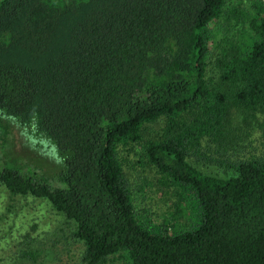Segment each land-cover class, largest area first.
I'll return each instance as SVG.
<instances>
[{
  "label": "trees",
  "instance_id": "1",
  "mask_svg": "<svg viewBox=\"0 0 264 264\" xmlns=\"http://www.w3.org/2000/svg\"><path fill=\"white\" fill-rule=\"evenodd\" d=\"M0 130V186L78 264H264V0H0ZM127 155L174 195L159 224Z\"/></svg>",
  "mask_w": 264,
  "mask_h": 264
},
{
  "label": "rangeland",
  "instance_id": "2",
  "mask_svg": "<svg viewBox=\"0 0 264 264\" xmlns=\"http://www.w3.org/2000/svg\"><path fill=\"white\" fill-rule=\"evenodd\" d=\"M234 121V122H233ZM240 123L234 116L232 123ZM163 122L154 121L146 124L147 131L155 135L160 130ZM252 129V128H251ZM250 131L249 139H253L255 131ZM245 131L244 133L248 132ZM1 132V130H0ZM19 131L13 130L7 134L17 138ZM148 134V133H147ZM20 145H17L19 149ZM4 150H0V157ZM128 156V155H127ZM133 158V157H131ZM129 156L124 160L125 173L133 179L134 188L142 187V190L133 193L137 214L143 219L159 224L164 216L172 210L174 195L169 190L164 192L157 187L158 174L149 168H141L133 162ZM64 223L61 216L57 214L44 199H38L31 195H10L0 186V264H14L17 250L26 245L24 241L36 238L41 257L37 263L40 264H78L79 247L72 244L64 236ZM62 230V232H61ZM48 231L56 232L55 236H49ZM104 264H125L117 255Z\"/></svg>",
  "mask_w": 264,
  "mask_h": 264
}]
</instances>
